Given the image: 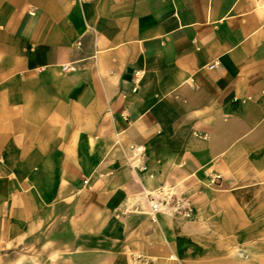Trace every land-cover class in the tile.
<instances>
[{
    "label": "crops",
    "instance_id": "obj_1",
    "mask_svg": "<svg viewBox=\"0 0 264 264\" xmlns=\"http://www.w3.org/2000/svg\"><path fill=\"white\" fill-rule=\"evenodd\" d=\"M260 183L264 0H0V246L145 264L150 194Z\"/></svg>",
    "mask_w": 264,
    "mask_h": 264
},
{
    "label": "rangeland",
    "instance_id": "obj_2",
    "mask_svg": "<svg viewBox=\"0 0 264 264\" xmlns=\"http://www.w3.org/2000/svg\"><path fill=\"white\" fill-rule=\"evenodd\" d=\"M174 200L155 213L163 211L162 246L141 259L145 264H214L224 259L251 264L257 258L264 264V183L209 191L196 199L175 195ZM228 242L235 255L221 252ZM37 251L0 246V264H41Z\"/></svg>",
    "mask_w": 264,
    "mask_h": 264
},
{
    "label": "built area",
    "instance_id": "obj_3",
    "mask_svg": "<svg viewBox=\"0 0 264 264\" xmlns=\"http://www.w3.org/2000/svg\"><path fill=\"white\" fill-rule=\"evenodd\" d=\"M214 68H215V65H212L208 69L209 70H213ZM64 70H66V68H64ZM186 84L189 87L193 88L194 87V80L193 79H189V80H187ZM217 180L218 179H215L212 182L216 184ZM174 198H175V194L171 193L169 191H165V192H161V193L157 192V193L150 194L148 196V198H147V201H148V205H149V210H150L151 216H153L158 211V209L160 207H163L164 204L167 205L169 203H173L174 201H176V200H174ZM184 200L185 199L181 198L178 201L183 203V202H185Z\"/></svg>",
    "mask_w": 264,
    "mask_h": 264
},
{
    "label": "bare ground",
    "instance_id": "obj_4",
    "mask_svg": "<svg viewBox=\"0 0 264 264\" xmlns=\"http://www.w3.org/2000/svg\"><path fill=\"white\" fill-rule=\"evenodd\" d=\"M245 230H246V228H245ZM221 252H228V255H235L237 253L235 251V249H233L232 243H230V242L226 243V246L223 248V250ZM262 262H263V259L257 258L251 264H258V263H262ZM163 264H165V263H163ZM214 264H242V262L237 261L236 259H224L222 261L214 262Z\"/></svg>",
    "mask_w": 264,
    "mask_h": 264
}]
</instances>
